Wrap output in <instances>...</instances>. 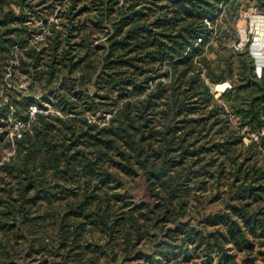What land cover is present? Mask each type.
I'll return each instance as SVG.
<instances>
[{
	"label": "trees",
	"instance_id": "trees-1",
	"mask_svg": "<svg viewBox=\"0 0 264 264\" xmlns=\"http://www.w3.org/2000/svg\"><path fill=\"white\" fill-rule=\"evenodd\" d=\"M59 5L61 27L31 44L33 15ZM249 5L264 14V0H0V79L13 47L28 79L0 106V140L14 145L0 163V264H163L190 247L208 264L264 260V134L251 135L264 127V66L257 75L236 26ZM91 29L105 33L91 66L105 76L102 111L115 109L101 126L83 115L101 102L75 90ZM210 84H224L217 98ZM48 95L63 116L37 113L12 142L10 105L24 118ZM127 176L153 200L136 202ZM205 189L221 209L195 216Z\"/></svg>",
	"mask_w": 264,
	"mask_h": 264
},
{
	"label": "rangeland",
	"instance_id": "rangeland-1",
	"mask_svg": "<svg viewBox=\"0 0 264 264\" xmlns=\"http://www.w3.org/2000/svg\"><path fill=\"white\" fill-rule=\"evenodd\" d=\"M63 7L65 8V5H59L58 8L53 7V8L47 9L45 13L46 15H44L47 18L46 22L41 21L36 15H33V19L31 20L32 23L31 24L29 23L30 28H33L35 30L32 34L33 35L32 38L30 39L31 44H37L41 42L42 40L39 42H33L34 35H36L38 32H43L44 34L49 33L50 28L52 27L53 23L54 25L56 24V26L61 27L59 24L60 20L56 17L55 13L60 12ZM240 13L241 14L236 22L237 30H238V33L240 35V40H241L240 45H242L243 42L248 41L249 50H250L251 55L254 58L255 69H256L260 61L264 59V14L257 11L253 5H249L246 8L242 9ZM258 26L259 28L255 29ZM91 30L92 31L88 33L86 37L88 38V41L91 42L92 46H94V50L92 51L90 57H88L86 61L84 62L86 66L81 68L80 71L76 73V76L79 77L80 79V85H79L80 87L77 86L75 90H78V89L81 90L82 88L84 92L83 91H80V92H83L84 94L90 93L95 96L96 100H99L101 102V103L98 102L97 104L94 105L97 109L96 111L94 112L85 111V113H83V115L88 119V121L92 123H96L101 126L109 122V119L112 117L115 109L113 110V112L102 111L103 108H106V109L112 108V107H109V105H105L104 103H102L103 101L107 99L103 97H99V94H102V92L105 91L107 88L105 86V82L103 79L105 76H98L97 74H94V71L91 68V66L92 65L97 66L98 64L97 62L100 58L99 56L103 54L105 51V49L101 47L105 44V35H104L105 33L102 30L101 31L96 30V29H91ZM13 50H14L15 60L17 61V63L14 60L13 63H15L16 65L13 67L14 70H12V68H8L10 69L9 75L6 73L3 79L2 80L0 79L1 80L0 90H2V92H0V100H1V95L4 93L7 94L8 100H9V95L13 96L14 98L17 97L16 96L17 94L14 93L15 91L14 89H18L19 86H21V84H23L24 82H26L27 84V81H28L25 73H23L19 69L17 54L18 52H20V49L17 47H13ZM127 56L128 55H125L124 57H127ZM89 62L91 63L90 66L88 65ZM162 65H163L162 68L158 69L156 73L162 72L165 69L169 70L168 68L169 66L167 65L166 62H164V64ZM123 69L124 68H122L121 70ZM81 73H84L82 74L83 75L82 78H81L82 75H80ZM89 76H92L93 78L90 81L88 80ZM157 79H161L163 82H168L169 76L163 75ZM8 84L10 85V87H8ZM55 84L56 83L53 82L47 86L46 85H40V86L32 85V87L30 88V91L24 90L23 92L25 94L26 93L33 94L36 98H39L41 94H44L48 90L49 87L54 86ZM220 85H224V84H210V88L213 91L214 96L216 98H217L216 92L219 90V88H221ZM112 94L116 96V92H113ZM44 97L45 98H42L43 101H40V104L31 103L30 105H36L39 109H42V111H38V113L41 112L44 114H51V115L54 114L58 116H63L61 109L58 108L57 106H54L53 104L54 99H52L50 95H48L47 97L46 96ZM78 102H80L79 99H78ZM45 110L47 111L45 112ZM10 117H12L11 111L7 117L8 118V131L11 125ZM229 119L233 127L234 126L235 128L238 127V123L235 121V117L230 116ZM242 129H244V127L241 128V131ZM7 136H8V133H7ZM13 153H14V145L6 144L5 139H3V141L0 140V163H2V161L4 160H8L10 156L13 155ZM125 187L134 195V199L136 200V202L138 201L150 202L151 200H153V198L149 196L148 190L144 186H142L138 178L127 176L125 178ZM217 193L218 191L212 190L211 192L210 190L205 189L203 191L204 195H202V200H200L198 203L196 202L197 201L196 199L194 200L197 205L195 208L192 207L195 216H199L198 212H195L198 209H201V211L205 210V212L211 211V210L216 211L217 209H221L220 202H218L217 200L216 201L212 200L213 197H215L213 195ZM190 204H192V201L190 202ZM168 224L172 225L173 223L171 222ZM208 229L209 231H211L212 227L209 226ZM189 252L191 253V257L187 260L183 258L182 256L178 255L172 258L169 257V259L167 260L163 259L162 260L164 262L163 264H208L207 263L208 257H205V255L202 253H198L197 249L190 247ZM238 254L239 255L236 259L235 264H239L238 262H240V258L245 259L246 261L245 264H264V260L260 257H257L258 254L256 255V257H254L253 260H251L248 257H245L246 256L245 253H238ZM143 262L145 261L141 259L134 260V259H131V257H129L128 260H125L124 264H145ZM210 264H217L216 259L212 261Z\"/></svg>",
	"mask_w": 264,
	"mask_h": 264
},
{
	"label": "built area",
	"instance_id": "built-area-1",
	"mask_svg": "<svg viewBox=\"0 0 264 264\" xmlns=\"http://www.w3.org/2000/svg\"><path fill=\"white\" fill-rule=\"evenodd\" d=\"M257 28L258 27H256L255 29H257ZM43 37H44V33L38 32L36 35H34L33 42H39V41L43 40ZM263 66H264V59L260 61V63L257 65V67L255 69L257 75H260L261 69ZM7 74L9 75V72H7ZM21 86L25 87L26 82L21 84ZM8 87H10L9 84H8ZM0 92H2V90H0ZM8 101L9 100H8L7 94L6 93L2 94L1 100H0V106L7 104ZM10 109H11V114H12L14 112V109L11 105H10ZM38 111H42V109H39L36 105H30L26 111V116L24 118L14 117L13 115H12V117H10V119H11L10 124L11 125H10V129L8 131V136L12 142L14 141L15 138L20 137L25 130L29 129L31 122L35 118ZM46 111L47 110H45V112ZM244 129H242V131ZM261 134H264V127L261 128L258 133H256V132L251 133V135L254 138H257L258 135H261Z\"/></svg>",
	"mask_w": 264,
	"mask_h": 264
},
{
	"label": "bare ground",
	"instance_id": "bare-ground-1",
	"mask_svg": "<svg viewBox=\"0 0 264 264\" xmlns=\"http://www.w3.org/2000/svg\"><path fill=\"white\" fill-rule=\"evenodd\" d=\"M258 28H259V26H258ZM257 44V43H256Z\"/></svg>",
	"mask_w": 264,
	"mask_h": 264
}]
</instances>
